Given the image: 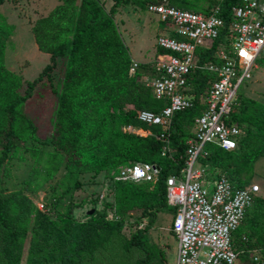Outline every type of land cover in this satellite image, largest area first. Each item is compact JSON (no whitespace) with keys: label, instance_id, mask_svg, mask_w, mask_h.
Instances as JSON below:
<instances>
[{"label":"trees","instance_id":"16d2710c","mask_svg":"<svg viewBox=\"0 0 264 264\" xmlns=\"http://www.w3.org/2000/svg\"><path fill=\"white\" fill-rule=\"evenodd\" d=\"M4 1L0 0V5ZM57 1L60 3L47 16L38 18L31 28L38 51L49 55V62L33 80L26 81L21 75L6 68L5 50L7 40L12 35L0 30V172L2 165L10 157L19 156V160H24L23 156L31 154L35 159V167L31 169L24 188L33 192L57 174L62 165L65 170L63 183L51 187L55 191L58 187H63V192L53 195V201L47 207L48 212H41L24 196L6 200L0 197V224L8 231L0 246V264H22L25 261H28L27 264H42L52 254L47 247L51 248L56 243L65 246L72 239L73 251L61 255V264L91 262L96 250L101 249L112 238L113 232L119 233L122 222L129 217L135 220L131 224L135 230L126 244L142 254L134 264H171L167 252L157 245H151L146 232L155 224L159 214L171 212L173 217L175 215V209L167 204L166 180L169 176L178 175L186 165L187 141L193 137V120L200 114L201 108L195 105L174 115L168 144L155 137L161 133L160 127L145 124L154 127V130L137 128L143 124L137 120V112H158L168 102L153 98L149 87H144L143 93H140L141 85L136 81L139 64L135 72L130 74L132 59L113 20L119 4L134 5L141 11H146L148 4H157L161 0H113L108 14L103 10V4H99L97 0ZM205 1L209 2V9L217 4L215 0H170V4L197 12L201 11V5ZM237 3L238 0L219 3L223 18L226 19L225 13ZM219 42L217 40L213 43V52ZM210 52L211 49L201 51L199 64L202 65L205 61L221 63ZM203 53L206 56L201 58ZM59 61L62 62L60 66H63L62 79L58 81L60 86L54 84L53 76ZM148 73L149 77L153 76V69ZM213 80L214 75L210 72L197 70L190 74L188 82L193 88L191 94L194 98L198 99ZM111 82L118 83L116 90L128 89V92L125 91V100H121L119 106L124 107L130 103L135 107V112H127V125L149 135L110 134L106 136L104 149L96 151L92 150L91 142L101 138L102 132L97 131L91 136V142L86 143L79 138L82 124L73 118L76 110L85 114L87 104L99 99L100 95L108 98L110 95L104 93L114 91L110 87ZM43 83L50 86L57 99L53 129L66 134V138L58 141L54 135L41 139L34 119L25 113L26 106L33 101L36 88ZM255 101L241 99L239 107H236V99L229 123H235L242 130L241 125L248 126L246 136L243 137L244 133L242 134L236 150L224 151L216 146L206 145L207 155L198 158L200 166L220 170L235 187L248 184L244 175L250 162L253 164L258 157L264 156V106L259 109L258 101ZM109 117L112 123L115 114L110 113ZM251 125L259 129L257 134L249 129ZM254 134L257 137L252 142L249 139ZM255 141L256 149L250 148L251 151L246 152L248 149L245 147L254 146ZM49 147L52 151H45ZM83 147L86 150L80 151ZM73 148L79 150L80 156L77 152L72 153ZM235 157L238 159L234 160ZM135 162L158 166L160 173L157 181L152 184L114 180L120 171L119 167ZM112 171L116 173L111 175ZM85 174H89L92 180L103 175V184L110 186L114 200L107 203L106 208L110 209L113 217L119 219L118 223L107 219L105 213L83 224H78L72 217L70 193L82 185L80 177ZM66 196L69 199L63 209L61 203ZM50 212H55L56 220H49ZM136 214L138 216L134 218ZM139 221L145 224L142 229L137 226ZM170 232L174 236L171 230ZM231 238L233 247L239 252L237 264H264L263 196L255 198ZM255 251L260 256L258 260H254ZM56 257L55 254L54 258Z\"/></svg>","mask_w":264,"mask_h":264},{"label":"built area","instance_id":"2783aa9c","mask_svg":"<svg viewBox=\"0 0 264 264\" xmlns=\"http://www.w3.org/2000/svg\"><path fill=\"white\" fill-rule=\"evenodd\" d=\"M216 1L204 12L180 9L170 0L146 8L166 28L156 40L160 52L151 61L153 76L147 79V87L153 98L166 100L168 105L158 112L139 111L137 120L160 127L161 133L155 137L168 144L174 115L195 105L201 108L193 120V137L187 141L186 165L166 180L167 204L175 209L171 223L177 242L175 264H237L239 252L231 236L261 190L251 183L235 187L217 170L196 168L198 158L207 155L206 145L236 150L242 130L229 121L238 90L251 77L256 62L264 60V0H238L225 13L226 19L219 5L224 0ZM217 40L213 54L221 63L199 64L198 52L212 50ZM137 68L132 60L130 74ZM197 70L214 75L198 99L188 82V76ZM127 130L135 129L128 126ZM159 173L154 164L135 162L120 168L114 180L154 184Z\"/></svg>","mask_w":264,"mask_h":264},{"label":"rangeland","instance_id":"374dc122","mask_svg":"<svg viewBox=\"0 0 264 264\" xmlns=\"http://www.w3.org/2000/svg\"><path fill=\"white\" fill-rule=\"evenodd\" d=\"M105 3H102V2ZM57 0H5L0 5V30L3 32L11 33L12 37L7 40V47L5 50V66L9 71L21 75L24 80L30 81L36 78L38 73L49 62V55L38 51L35 44L31 28L35 21L43 16L44 11L48 12L52 9ZM99 4H103V10L108 14L110 7L113 5V0H97ZM206 2V1H205ZM205 2L201 7H205ZM60 2H58L59 4ZM202 10V9H201ZM43 11V12H42ZM117 26L119 36L123 44L127 47L128 53L131 59L139 64V75L137 77L138 85H141L140 93H143L144 87H147V79L149 78L148 71L151 69L155 59V52L157 50L156 40L158 35L162 34L163 30H166L163 23L159 22V19L146 11H141L134 5H122L119 4L117 13L113 17ZM219 45V44H218ZM217 45V46H218ZM217 50V49H216ZM200 50L198 55L201 54ZM213 52V49L210 53ZM215 56V54H211ZM203 53L201 58L205 57ZM209 57V56H207ZM207 63V61H205ZM203 62V63H205ZM59 61L58 67L53 71L54 84L60 86L62 79L63 66ZM202 63V62H201ZM118 83L111 82L110 87L114 89L106 98L100 95V98L91 101L87 104L86 113L81 114L76 110L74 120L79 121L82 126L80 127L79 138L86 143L91 142V136L97 131L102 132V137H98L95 142H91L92 150L104 149V141L107 135L122 136L126 134H135L143 136L140 133V129L154 130V127L140 124L135 130H127V112H135L133 104L127 103L124 107H120L121 100H125L127 88L115 89ZM142 91V92H141ZM238 102L241 99L247 101H258L257 105L259 109L264 106V60L256 62V66L251 70V77L245 80L238 90ZM26 106L25 113L27 116L34 119V123L37 127L38 136L41 139H45L51 135H54L55 140H61L66 138V134L61 131L53 129L55 127V114L57 110V99L52 93L49 85L42 84L36 88L35 96ZM255 101V102H256ZM110 113L115 114V118L111 123ZM60 126V125H59ZM243 127V137L246 136L248 126L246 124L241 125ZM249 129L253 130L255 134L259 131L255 125H251ZM257 130V131H256ZM153 134V133H152ZM251 136L250 141L254 142L255 137ZM242 137V139H243ZM255 145L252 147L246 146L247 151L256 149ZM39 147V146H38ZM49 147L45 151H52ZM86 150L84 147L80 148V151ZM79 150L73 148L72 153L77 152L80 156ZM24 160H19V156L10 157L1 167L0 172V197L4 200L9 198H21L26 197L29 199L41 212H48L47 207L53 201V195H60L63 192V187H58L55 191L51 187L55 184L63 183V175L65 174L64 165L61 166L58 173L55 174L46 184H42L38 189L33 192L25 190V183L28 182L31 169L35 167V159L31 154H26ZM66 159V157H65ZM238 158H234L236 160ZM200 165L197 163L196 168ZM121 168V167H119ZM3 170V172H2ZM117 171V169H116ZM218 173L223 174L220 170ZM244 178H246L251 184H258L260 186V196H264V156L258 157L254 163L250 162L249 169L246 170ZM116 172L112 171L111 175ZM227 177L226 174H223ZM228 178V177H227ZM82 185L77 189H74L70 193L72 203V217L78 222V224L87 223L101 216L105 213V217L111 220L113 223H118L119 219L113 217L106 208L107 203H111L113 200L112 191L110 186L103 184L104 177L100 175L97 179L92 180L89 174H85L80 177ZM229 179V178H228ZM55 192V193H54ZM69 196V195H68ZM61 203L63 209L68 202V197L63 198ZM19 200V199H18ZM251 208V207H250ZM249 208V209H250ZM248 209V210H249ZM60 211H63L62 209ZM139 212V211H136ZM138 215H134V218ZM173 214L171 212L159 214L155 224L150 227L146 234L150 240L151 245H157L160 249L167 252L170 257L171 264H175L177 243L174 236L170 232ZM49 220H56L55 212L49 213ZM135 221L129 217L122 222L121 230L119 233L113 232L112 238L103 244L101 249H97L94 253V259L91 262H85V264H134L135 261L142 257L140 251L130 248L126 242L130 238V234L134 233V225H131ZM138 228L145 227L143 221L137 222ZM8 234V231L2 228L0 224V246L3 245L2 239ZM74 248V239L69 241L65 246L60 243H56L51 248L52 254L47 257L42 264H61V255L72 252ZM170 249V250H169ZM57 255L54 258V255ZM254 257H260L259 255ZM1 259V255H0ZM3 261V260H2ZM28 261L22 264H27ZM1 263V261H0ZM11 264V263H9ZM14 264V263H12ZM84 264V263H83Z\"/></svg>","mask_w":264,"mask_h":264},{"label":"crops","instance_id":"0c3cea01","mask_svg":"<svg viewBox=\"0 0 264 264\" xmlns=\"http://www.w3.org/2000/svg\"><path fill=\"white\" fill-rule=\"evenodd\" d=\"M57 4H58V2H57L56 4H54L53 6H57ZM205 4H206V6L203 7L202 10L199 11V12H203V11L207 8V6L209 5V2L206 1ZM53 8H54V7H53ZM53 8H52V9H53ZM52 9H50L48 12H47V11H46V12L44 11V13H43L44 15H43V16H47V14H48ZM42 12H43V11H42ZM195 12H196V11H195ZM197 12H198V11H197ZM147 13H148V12H147ZM153 16H154V15H153ZM155 17H156V16H155ZM157 18H158V17H157ZM159 22H160V20H159ZM163 33H166V31L163 30L162 34H163ZM160 35H161V34H160ZM158 36H159V35H158ZM159 52H160V51L157 49L156 52H155V56H157V53H159ZM130 57H131V56H130ZM248 183H249V181H248ZM263 197H264V196H263ZM254 255L257 256L256 253H254Z\"/></svg>","mask_w":264,"mask_h":264},{"label":"clouds","instance_id":"9594fccd","mask_svg":"<svg viewBox=\"0 0 264 264\" xmlns=\"http://www.w3.org/2000/svg\"><path fill=\"white\" fill-rule=\"evenodd\" d=\"M215 2H217L216 0H215ZM211 8V7H210ZM209 9V5L207 6V8L204 10V11H206V10H208ZM189 11H192V10H189ZM203 11V12H204ZM193 12H195V11H193ZM199 12V11H198ZM242 130V129H241ZM212 145V144H211ZM213 146H215V145H213ZM217 147V146H216ZM219 148V147H218ZM198 163V162H197ZM201 167V166H200ZM199 167V168H200ZM203 167V166H202ZM207 167V166H206ZM208 169H209V167H207ZM232 183V182H231ZM254 253H256L257 254V252L255 251ZM257 255H259V254H257ZM255 256V255H254ZM256 258H259V257H256ZM238 262V261H237Z\"/></svg>","mask_w":264,"mask_h":264}]
</instances>
